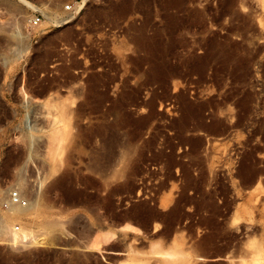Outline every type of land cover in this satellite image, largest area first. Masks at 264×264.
I'll list each match as a JSON object with an SVG mask.
<instances>
[{"label":"rangeland","instance_id":"obj_1","mask_svg":"<svg viewBox=\"0 0 264 264\" xmlns=\"http://www.w3.org/2000/svg\"><path fill=\"white\" fill-rule=\"evenodd\" d=\"M0 264H264V0H0Z\"/></svg>","mask_w":264,"mask_h":264},{"label":"bare ground","instance_id":"obj_2","mask_svg":"<svg viewBox=\"0 0 264 264\" xmlns=\"http://www.w3.org/2000/svg\"><path fill=\"white\" fill-rule=\"evenodd\" d=\"M171 4V3H170ZM172 4H174L173 2H172ZM171 4V5H172ZM168 5V4H167ZM174 6V5H173ZM203 19V18H202ZM200 20H201V18H200ZM172 32V31H171ZM173 34V33H172ZM25 228H23V229H20V231L21 232H17V231H15V230H18V229H15L13 232H11V234H12V241L14 242V243H17V241L19 240V238H21L22 240H27L28 238H30L29 236H30V232H27L26 231V229L24 230ZM13 230V229H12ZM28 231H30L29 229H27ZM32 233V232H31Z\"/></svg>","mask_w":264,"mask_h":264},{"label":"built area","instance_id":"obj_3","mask_svg":"<svg viewBox=\"0 0 264 264\" xmlns=\"http://www.w3.org/2000/svg\"><path fill=\"white\" fill-rule=\"evenodd\" d=\"M40 20L39 19H35L33 21V23L36 25L38 24ZM10 204L15 206V205H25V202L23 201V199L20 197V195L16 192H13L10 196Z\"/></svg>","mask_w":264,"mask_h":264}]
</instances>
